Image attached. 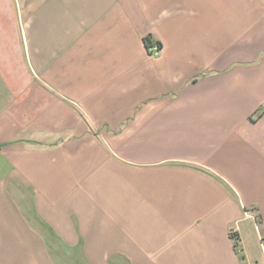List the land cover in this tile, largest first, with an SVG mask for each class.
<instances>
[{"label": "crops", "instance_id": "1", "mask_svg": "<svg viewBox=\"0 0 264 264\" xmlns=\"http://www.w3.org/2000/svg\"><path fill=\"white\" fill-rule=\"evenodd\" d=\"M0 264H264V0H0Z\"/></svg>", "mask_w": 264, "mask_h": 264}, {"label": "built area", "instance_id": "2", "mask_svg": "<svg viewBox=\"0 0 264 264\" xmlns=\"http://www.w3.org/2000/svg\"><path fill=\"white\" fill-rule=\"evenodd\" d=\"M160 49H161V46L159 43H153L150 48H149V51L152 55H157L159 54L160 52Z\"/></svg>", "mask_w": 264, "mask_h": 264}, {"label": "trees", "instance_id": "3", "mask_svg": "<svg viewBox=\"0 0 264 264\" xmlns=\"http://www.w3.org/2000/svg\"><path fill=\"white\" fill-rule=\"evenodd\" d=\"M145 43H146V46H147L148 49H149L150 46L153 44L151 38H149V37H146V38H145Z\"/></svg>", "mask_w": 264, "mask_h": 264}]
</instances>
